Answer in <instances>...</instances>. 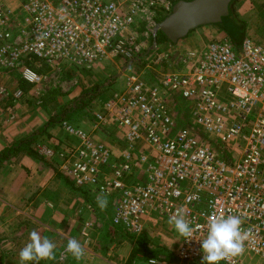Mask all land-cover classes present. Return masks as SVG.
<instances>
[{
	"label": "built area",
	"instance_id": "1",
	"mask_svg": "<svg viewBox=\"0 0 264 264\" xmlns=\"http://www.w3.org/2000/svg\"><path fill=\"white\" fill-rule=\"evenodd\" d=\"M153 3L0 0V68L21 69L22 80L39 89L55 74L90 70L115 56L144 62L151 82L112 77L99 88L114 86L102 110L93 113V128L119 131L120 150L66 115L60 125L76 145L61 169L95 200L109 199L111 224L128 234L142 236L151 220L168 223L177 212L184 215L193 229L191 241L178 236L172 259L148 257L147 264H202L209 221L228 215L242 219L247 238L241 254L219 264L246 258L264 264V48L248 38L236 45L224 37L177 50L171 58L141 51L125 34L138 17L154 26ZM31 58L37 59L34 67L44 64L49 71L28 66ZM0 94L6 95L1 87ZM23 98L17 89L10 101ZM6 112L13 119L11 105ZM90 227V221L82 226L86 241Z\"/></svg>",
	"mask_w": 264,
	"mask_h": 264
},
{
	"label": "crops",
	"instance_id": "2",
	"mask_svg": "<svg viewBox=\"0 0 264 264\" xmlns=\"http://www.w3.org/2000/svg\"><path fill=\"white\" fill-rule=\"evenodd\" d=\"M169 1L175 3L190 0ZM224 37L231 39L220 24H212L192 30L181 42L189 48H202L211 39ZM177 44H180V41ZM92 73L98 75L93 69H75L67 73L70 84L75 85L78 82L79 79L76 80L75 77L79 74L88 85H83V90L79 86L71 93L68 90L66 95L57 91L59 94L55 97L51 91L39 90L25 82L23 85L28 90H22L24 99L11 102L10 97L20 89L22 80L15 72H0V87L6 92V95L0 94V264H21L19 252L30 241V233L33 230L42 239L48 238L55 244L54 258L41 260L39 264H69V260H64L65 253L63 254L66 242L79 233L85 221H90L92 225L89 233L91 245L96 239L92 235L94 215L90 214L85 206L90 204L94 206L93 212L95 207L98 212L100 208L97 200L84 188L76 187L61 169L68 153L76 145V139L67 134L60 125V120L64 117L62 111L66 115L73 112L67 120L76 127L90 131L96 140L102 141L116 151L123 146L121 134L113 132L112 127H100L97 130L93 128V113L102 110V106L111 98L114 87L110 88L109 92H107L109 89L100 92V89L94 90V87H91L81 97L80 93L91 85L89 76ZM47 94L51 100L46 103L43 100L47 99ZM65 98L69 99L66 100L69 103L67 105L63 104ZM34 100H37L39 106H34ZM80 101L85 103L77 105ZM7 105L13 108V119L8 117ZM63 105L66 106L65 110H62ZM6 152L7 155L4 154ZM109 206L107 202V207L101 211L102 215L108 211L111 224ZM156 220L146 224L145 234H154ZM159 221L166 223L163 219H158ZM169 227L173 232V238L179 241L174 227L170 225ZM129 251L126 247L119 246L113 251H107V255H113L112 259L96 255L100 258V262H97L96 259L89 257L94 254L89 249L84 253L83 259L79 260V264H117L116 262L124 261L130 255ZM173 255L174 252L160 257L170 260Z\"/></svg>",
	"mask_w": 264,
	"mask_h": 264
},
{
	"label": "rangeland",
	"instance_id": "3",
	"mask_svg": "<svg viewBox=\"0 0 264 264\" xmlns=\"http://www.w3.org/2000/svg\"><path fill=\"white\" fill-rule=\"evenodd\" d=\"M121 1L125 3L127 0ZM146 2H154L152 7L150 8V12L152 13L151 20L153 21L154 26L152 25L150 27H147V22L144 21L145 19H141L138 17L135 23L133 24L132 29L125 34V38L129 41L132 40L133 42H135V44L139 46L141 51L150 50V52L152 53L157 52L158 54H166L170 58L174 56L175 51H182L184 49H188L189 47H187L184 42H181L183 38L177 41H180V44H177V42H164L157 44L156 42V33L158 32L156 31V25L158 23L157 21L161 17L167 16L171 12V9L175 3H172L169 0H146ZM9 3H11L12 6L15 4V2L13 1H10ZM231 12V15L224 17L222 22H220L219 24L224 29V31L230 36V40L232 41V43L240 45L243 39L248 38L254 44L264 48V0H234L231 4ZM154 42L156 44L155 48H153ZM91 69L95 70L98 75H93L92 73L89 76V83H91V85L88 88L86 87L87 89L85 88L86 90L80 93L81 97L83 94H86V92L89 91L91 87H94V90L103 88L105 84L104 81L108 78L114 77L117 80H119L120 78L118 82L125 81L126 77L131 75L139 76L146 82H151L150 79L154 78L152 75V71L150 69L144 68V62L139 61L137 63H134L132 59H129L125 56L112 57L110 60L99 62ZM160 69L161 68H159L158 71H160ZM4 71L15 72L17 76H20L19 78L22 80L21 69L7 70L0 68V72ZM47 71H49V68ZM124 75L126 76L124 77ZM71 78H74V76H71ZM69 79L70 78L67 75L66 71L61 72L60 74H55L54 78H52L50 81H46L43 85H40L39 90H55V93H51L52 96L55 97V95L57 96L59 94L57 93V91L65 93L66 95L68 92L71 93V91H73L74 88L78 86L82 87L83 90V85H88L87 82H83V77H81V75L79 74L75 77L76 80L79 79L75 85H73V83L70 84ZM112 87L114 86H111V89ZM109 91L110 89L107 92ZM67 99L68 98L64 99V105L69 104L68 102H66ZM36 101L37 100L33 101V103L35 104L34 106H39ZM64 105L62 107H64ZM65 109L66 106L62 110ZM72 114L73 112L71 114H67L65 118L67 119ZM65 115L66 114H64L62 111V116ZM77 127L80 128L79 126ZM83 130L87 131L85 129ZM87 132L90 133V131ZM117 132L120 134L119 131ZM107 202L110 204L109 199H107ZM91 207L93 210L94 206ZM111 213L112 210L110 208V214ZM90 214L94 215V229L92 230V235H94L96 239L93 245H91V235L89 234L91 233L90 230L92 229V225L87 230V241L86 237L82 235V229L79 230V233L75 235L72 239H76L81 244L84 249V253H87L86 251L90 249L94 254L90 255L89 257L96 259L97 262H100V258H97L98 255L101 257H105L106 259H112L113 255H107V251H113L115 248H118L120 246L121 248L126 247L128 250H130V255H128V257L125 258L124 261L121 260L116 262L117 264H147V258L150 256L146 253V251L150 250L154 253L153 256L160 257L175 252L179 246V241L173 238V232L169 225L163 221L158 222V219L156 220L157 224L155 223L156 225L153 227L156 228L154 230V234L150 235L147 233L145 235H142L144 240L136 241V239L131 240L129 234L127 235L126 233H121L113 229L115 227L109 224L110 216L108 215L107 210L106 212H104V215H102L101 209L96 212L95 207V211H90ZM144 248H146L147 250H145ZM64 253L66 255L64 257L65 261L69 260L68 262L70 264L76 261V263L74 264H79V260H76L74 257H72L71 254L66 253L65 250L63 254ZM242 264L259 263H257L254 259L246 258L244 260V263Z\"/></svg>",
	"mask_w": 264,
	"mask_h": 264
},
{
	"label": "clouds",
	"instance_id": "4",
	"mask_svg": "<svg viewBox=\"0 0 264 264\" xmlns=\"http://www.w3.org/2000/svg\"><path fill=\"white\" fill-rule=\"evenodd\" d=\"M97 204L103 211L107 207V199L98 196ZM168 223L174 227L179 237L191 241L193 229L184 215L177 212L169 218ZM242 223V219L236 215L213 218L209 221L206 238L201 241L202 264H219L220 261L235 257L244 251L243 243L247 237L242 232ZM54 249L53 242L48 238L42 239L33 230L30 233V241L19 252V259L21 264L33 261L39 264L41 260L54 258ZM65 252L71 254L76 260L84 256V249L76 239L68 240ZM150 264H154V260H151Z\"/></svg>",
	"mask_w": 264,
	"mask_h": 264
},
{
	"label": "water",
	"instance_id": "5",
	"mask_svg": "<svg viewBox=\"0 0 264 264\" xmlns=\"http://www.w3.org/2000/svg\"><path fill=\"white\" fill-rule=\"evenodd\" d=\"M232 0H190L175 3L171 12L156 25L169 42L175 43L192 30L218 24L229 14ZM155 42L153 48H155Z\"/></svg>",
	"mask_w": 264,
	"mask_h": 264
},
{
	"label": "trees",
	"instance_id": "6",
	"mask_svg": "<svg viewBox=\"0 0 264 264\" xmlns=\"http://www.w3.org/2000/svg\"><path fill=\"white\" fill-rule=\"evenodd\" d=\"M233 1H234V0H232V1L230 2V4H229V14H228L227 16H230L231 13H232V12H231V4L233 3ZM175 3H177V2H175ZM165 17H166V16L161 17L157 22L162 21ZM222 20H223V18H222ZM221 22H222V21H221ZM218 24H219V23H218ZM218 24H213V25H218ZM189 33H190V32H189ZM156 42H157V44H160V43L169 42V41H168V39H167V38H166V37H165L160 31H158V32L156 33ZM34 61H37V59H36V58H31L30 60L27 61V65L30 66V67H32L33 69H35V71H37L38 73H44L45 71L48 70V67H47L46 65H44V64H42V66H41L40 68H36V67H34V65H33V62H34ZM24 83H25L24 81L21 82L20 89L23 90V91H27L28 88H25V86L23 85ZM53 91H54V90H51L52 93H53ZM49 92H50V91H49ZM48 95H49V94H47V99L43 100V102L45 101V102L47 103L48 101L51 100L50 97L48 98ZM43 99H44V97H43ZM84 103H85V102H84ZM29 152H30V151H29ZM33 152H34V151H33ZM33 152H31V154L35 155V153H33ZM4 154L7 155V152L4 153ZM115 230L118 231V232H121V233H126L122 228H119V227H115ZM126 234L128 235V233H126ZM129 236H130V239H131V240H134V239H136V241L144 240L143 236H137V237H136L135 235H131V234H129ZM144 249L147 250L146 248H144ZM146 253H147L149 256H153V255H154V253H153L152 251H150V250L146 251ZM74 263H76V261L73 262L72 264H74ZM69 264H70V263H69Z\"/></svg>",
	"mask_w": 264,
	"mask_h": 264
}]
</instances>
